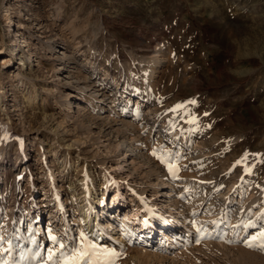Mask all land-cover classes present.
I'll use <instances>...</instances> for the list:
<instances>
[{"label":"rangeland","instance_id":"1","mask_svg":"<svg viewBox=\"0 0 264 264\" xmlns=\"http://www.w3.org/2000/svg\"><path fill=\"white\" fill-rule=\"evenodd\" d=\"M116 191L163 233L91 237ZM261 232L264 0H0V264L81 234L88 264H264Z\"/></svg>","mask_w":264,"mask_h":264},{"label":"bare ground","instance_id":"2","mask_svg":"<svg viewBox=\"0 0 264 264\" xmlns=\"http://www.w3.org/2000/svg\"><path fill=\"white\" fill-rule=\"evenodd\" d=\"M155 67H157V68L159 67V63L158 62H157V66H155ZM153 69L154 68H152V71L154 72ZM151 81H153V83H155V77L154 76L152 77ZM114 169H116V168H114ZM53 179H55V178H53ZM86 191H87L88 195H92L93 194V187L91 185H87L86 186ZM118 196H120L119 192L116 191V194H115V196H114V198H113V200L111 202V205L108 206V203H107V204L102 206L104 211H103V213H99L98 215L99 216H103L104 219L100 220V221H98L96 219V216H93L94 211L98 210V208H96L97 201L95 200V197L92 199V201L87 203V207L81 206V212H80L81 219L84 221L83 224L85 223V225L87 226L86 228L89 229L91 237L93 236V237H95L98 240H103V239L108 238V237H112V238L115 239V236L112 234L114 232L113 231L114 229H119V230L120 229H129L131 234H133L135 232H139V233L140 232H144V233H150L151 232V234H152V231H158L159 233H163L162 229L158 228V226L155 224V221H156L155 218H152L150 220H143L142 221V220L137 219V217L132 215L130 212L121 213L125 209L129 208V205L126 204V202L116 205V203L118 202V200H117ZM119 200H122V198L121 199L119 198ZM119 205L122 206V209L120 211V213H121L120 215H123V219L121 221L116 220L118 222V224H116V223H113L114 216L112 215V213H110V211L112 209L114 211V208L118 207ZM55 211H59L60 213H65V208L63 206V203L58 204V209L55 210ZM112 216H113V219L106 220L108 218H112ZM157 221H159V220H157ZM175 221L176 220H174V222ZM166 224L168 225V223L162 222L161 227H164L162 225H166ZM64 226H65V229L68 230L69 229L68 226H70V225H69V223H65ZM172 226L174 227L175 225L169 224L170 228ZM173 232H175V231H173ZM171 234H172V232H171Z\"/></svg>","mask_w":264,"mask_h":264},{"label":"snow or ice","instance_id":"3","mask_svg":"<svg viewBox=\"0 0 264 264\" xmlns=\"http://www.w3.org/2000/svg\"><path fill=\"white\" fill-rule=\"evenodd\" d=\"M177 107H180V106H177ZM153 154H155V153H153ZM158 159H160L162 163L166 162L163 157H158ZM169 171H172V169L169 168ZM174 174L175 173H173V175ZM193 225L195 227V222H193ZM196 232L199 234L196 238V243H199L200 239L204 238L205 232H204V229L202 227H196ZM81 235H82V238L85 240V245H82L80 248L72 250V252L68 255L61 253V258L63 260V264H88L92 254H93L94 246L87 244V242H86L87 238L83 237V234H81ZM50 239L52 240V242L54 244L58 243V240L55 236H51ZM258 239L261 241H264V232H261L258 237L257 236L252 237L253 241H256ZM248 246L252 247L253 245H252V243H248ZM60 247L63 248L64 245L61 244ZM260 248H261V250H264V243H261ZM105 251H106V254L108 256L113 257V258H115L119 255V253L115 252L114 250H105ZM53 256H54V253L50 254L49 259L50 260L53 259ZM54 264H58V262L54 261ZM108 264H114V259L108 261Z\"/></svg>","mask_w":264,"mask_h":264}]
</instances>
